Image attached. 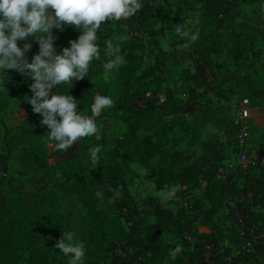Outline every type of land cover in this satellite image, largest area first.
<instances>
[{
    "label": "rangeland",
    "instance_id": "rangeland-1",
    "mask_svg": "<svg viewBox=\"0 0 264 264\" xmlns=\"http://www.w3.org/2000/svg\"><path fill=\"white\" fill-rule=\"evenodd\" d=\"M147 1L150 2V0ZM171 2L172 4L169 5L166 1L165 3L158 1L153 7L158 10L156 15L160 16L159 30L162 37L165 38V51L155 53L150 61L146 59L147 52L137 51H140L139 56L142 60V68L137 75L147 74L142 83L138 85L140 93L149 89L161 90L157 98L161 107L155 114L156 116L176 117V122L179 123L177 128L180 129L169 134H157L156 139L167 154L165 158L159 156L154 166L141 163L135 156H125V150L119 147L118 139L124 135L127 129L122 117L127 85L119 76V68L111 72L108 80H104L103 74H96L92 69H89V77L74 80L84 88L87 95V105L81 114L90 115L91 105L96 94L110 95L113 105L96 118L99 139L93 135L77 141L72 145L71 157L65 160L59 153L55 154V142L48 139V130L37 127L33 136H26L22 133L21 126L29 123L32 116L37 113L32 111L31 105L15 97H9L6 85L0 86V192L9 202H12L21 196L29 199L31 191L38 186L46 185L51 189L56 196L59 215L57 224L60 225V230L56 231L53 227L48 229L47 232H51L49 238L52 241H59L65 231H74L76 238L84 241L85 264L95 250V245L90 238L92 220L79 195L64 193L58 187L59 181L67 169L73 171L76 177L81 176L85 179L87 188L97 198L98 209L108 218L107 230L110 237L113 238L120 230V225L122 222L124 223V220H122V213L117 204L107 194V188L102 178L94 176L95 171L102 168L104 173L108 174L107 168L119 164L123 168L132 195L139 202L140 208L145 209L142 214L144 223H148L155 218L149 211V206L144 204L145 198L156 196L165 205L173 204L175 210L181 206L179 202L181 185L177 183L178 178L170 172V167L173 165L174 168H178L182 163L193 161L202 164L208 160H214L215 164H219L222 158L214 155V142L221 140L222 136L226 134L225 143L229 149L225 164L228 166L232 163L235 164L234 168L230 170L228 175L230 179L228 180L234 181L232 192L237 193L228 194L223 201H219L213 193L211 199L216 201L215 205L218 209L209 220L222 242L225 245L233 246L235 250L238 249V245L235 244V219L227 197L233 196L235 201L240 199L238 194L243 191L242 188L247 181L264 184V179H261L259 174L245 172L236 166L234 136L230 134L233 105L228 98L231 86L233 89L240 90L239 94L248 96L254 105L261 104V100L253 98L250 94L247 77H250L255 85L264 86V0H241L235 18V28L237 34L241 35L240 46L245 49V53L238 63H235L229 55L233 48L236 49L235 44L238 39H236V33L232 32L228 25L222 28H217V26L205 28L201 19L202 4H196L194 0H172ZM192 5L194 9L189 8ZM176 23H182L198 33L196 40L204 29L208 32L222 33L224 51L214 55V63L219 74V85L223 88L222 94L215 92L212 95L205 94L199 101L188 100L185 96V90L191 88V72L194 64L193 45L196 40L192 41L189 38L181 37L175 31ZM66 27V24H62V30ZM108 28H111L112 31L109 32ZM99 34L102 42L101 51L106 52L107 49L103 46V41H117L121 31L115 23L104 22ZM156 36L155 31H151V42L160 47ZM119 43L125 44L124 41H119ZM174 43L179 44L175 49L172 48ZM35 53L28 51L26 55L31 59ZM238 64H240L239 67ZM238 77L242 80V84L237 81ZM179 110L185 113L181 115ZM255 135L253 132V144H262L264 133L257 139ZM97 144L102 146L101 161L98 165L93 166L90 163L89 149ZM174 151L181 153L180 158L176 161L171 156ZM158 178H163L166 181L162 187L159 185ZM173 187L175 192L170 193V189ZM98 192L101 195H97ZM250 208L256 212H264V189L261 202L252 203ZM47 219L44 216L40 217L41 222H45ZM163 240L171 250L176 244L182 245L183 250L179 255L184 254L191 260L192 247L184 242L180 230L164 232ZM261 245H264V241L258 240L256 252L261 264H264V247ZM28 256V251H21L18 264H28ZM63 256L68 263V258L64 254ZM172 261L173 259L170 258L165 264H175Z\"/></svg>",
    "mask_w": 264,
    "mask_h": 264
},
{
    "label": "trees",
    "instance_id": "trees-1",
    "mask_svg": "<svg viewBox=\"0 0 264 264\" xmlns=\"http://www.w3.org/2000/svg\"><path fill=\"white\" fill-rule=\"evenodd\" d=\"M167 1V0H160ZM196 4H202L203 9L201 19L205 28L217 26L222 28L226 25L229 26L232 32L236 33L235 44L236 49L230 51L229 55L238 63L245 53V49L241 48L240 40L241 35L236 32L235 18L240 8L241 0H194ZM150 3L143 2V7L137 13L128 18L115 22L116 27L121 32L125 29L121 27L122 24H127L128 39L125 44H121L122 54L126 58V63L119 67V76L123 78V82L127 85V96L124 102L123 119L127 125L124 135L118 139L119 147H122L125 156H135L141 163L147 166H154L159 156L165 158L166 151L158 143L157 134H169L175 131L179 126L176 118H165L163 116H156V111L161 107L157 98L161 90L149 89L140 93L139 84L142 83L145 74H139L142 66V60L139 56L138 50H143L147 45V41L151 39L150 22L158 10H155ZM194 9L193 5L189 6ZM203 16V18H202ZM228 22V23H225ZM112 23V22H109ZM67 27L62 30V27L54 28L53 32L57 39L54 41L58 50H62L65 46H70L72 39L78 38L80 30L73 24H66ZM142 26L149 29L146 38H139L134 35V31ZM111 32V28H108ZM32 41L31 52H38L39 44L34 37H29ZM22 45V41L20 42ZM224 40L221 32H208L206 29L199 33L198 40L193 45L194 64L191 72V88L185 90V96L188 100L199 101L202 95H212L211 89L202 88L206 83V74L210 67L215 68L214 55L221 54L224 51ZM161 53V52H160ZM105 59V52L101 51V60H94L91 63L90 69L96 74H103V62ZM238 67L240 64L237 65ZM218 74V72L216 71ZM9 76L6 82V92L9 97L17 98L24 103L29 104L24 100L25 95H31L29 85L33 82L31 78L24 74L10 69L7 73ZM249 79V92L253 98L261 100L264 105V86L255 85L250 77ZM237 81L242 84V80L238 77ZM242 86V85H241ZM216 92L223 93V88ZM229 100L233 96L248 97L240 93V90L229 87ZM61 92L72 94L78 101V111L81 113L86 108L87 95L84 88L75 83L72 87L70 84H62L59 86ZM56 91L54 86L53 92ZM148 92H155L156 99L146 98ZM249 98V97H248ZM250 99V98H249ZM251 103L252 100L250 99ZM30 105V104H29ZM253 106H256L252 103ZM32 107V106H30ZM29 111L31 109L29 108ZM30 113V112H29ZM40 115L32 116L29 123L21 126L22 133L26 136H33L35 129L42 128L48 130L47 126H41ZM230 134L235 135L236 129L231 121ZM227 136V135H226ZM214 155L222 158L219 164H215L214 160L205 161L202 164L198 162H189L180 164L177 168L172 165L170 172L178 178L180 186L179 195L184 188L192 189L198 186L199 179L204 177L207 182L206 197L207 202L203 203L201 207L206 214V224L212 228L210 233L202 232L199 234L201 242L213 245L222 255H228L236 251L233 246L225 245L222 239L211 225L209 218L213 217L217 212V205L215 200L211 197L213 193L217 199L223 201L226 196L232 192L234 181H227L216 178L218 170L224 165L228 151L224 148V142L216 140ZM235 144V142H234ZM223 146V148H221ZM72 146L66 150H59L56 148V153L62 155V158H70ZM178 151V150H176ZM174 151L171 156L176 159L180 158L181 153ZM54 154V155H55ZM174 161H172L174 163ZM108 174L104 173V169L99 168L93 174L95 177L102 178L107 188V194L115 201L118 209L122 213V225L120 230L116 232V236L110 237L107 230L109 223L107 216L98 209L97 198L93 196L92 191L87 188L85 179L83 177H76L73 171L67 169L59 181V189L64 193H74L79 195L82 203L87 208L88 214L92 220V227L90 229V238L95 245V250L87 260L86 264H165L170 259L169 253L171 248L163 240L164 232H172L180 230L183 240L184 231L192 229L193 223L190 220L187 210L180 206L178 210L164 205L156 196L147 197L144 204L149 206V211L153 213L154 220L144 223L143 212L139 202L132 195L129 185L123 173V168L116 164L110 166ZM254 174L262 178L264 176V165H258L253 169ZM160 187L166 181L163 178H158ZM263 185V186H262ZM256 184L254 181L245 182L242 190L247 192L253 191L261 202L263 196L264 184ZM55 193L46 185L38 186L31 191L30 198L18 197L12 202H9L6 197L0 192V264H18L21 251H28V264H68L65 261L63 254L55 249L57 240L50 239L51 232L48 229L60 230V225L57 224L59 218L56 206ZM207 203V204H206ZM219 203V202H218ZM198 204L200 202L198 201ZM34 205V207H33ZM240 205V204H239ZM231 212L232 209H231ZM46 217L45 222L40 221V217ZM250 222L258 227L259 230L264 231V212L252 211ZM198 233L197 230L194 231ZM243 239L236 233L235 244L238 246V251L241 249ZM125 249V254H117L118 247ZM264 247V245H261ZM127 248H132V251H127ZM204 246L197 241L195 246L191 249V260L186 258L184 254H178L172 261L175 264H205L204 261ZM233 264H261L258 253L251 254H238L234 257Z\"/></svg>",
    "mask_w": 264,
    "mask_h": 264
},
{
    "label": "clouds",
    "instance_id": "clouds-1",
    "mask_svg": "<svg viewBox=\"0 0 264 264\" xmlns=\"http://www.w3.org/2000/svg\"><path fill=\"white\" fill-rule=\"evenodd\" d=\"M142 7L143 0H0V86L6 85L9 79L8 69L31 78L32 94L25 95L24 100L40 115V124L47 126L48 139L55 142L57 149L66 150L93 135L99 139L96 118L113 105L112 97L96 94L90 115H83L78 111L79 100L71 93L61 92L59 86L70 84L72 87L74 80L89 77L91 63L101 60L99 33L102 23L127 20ZM62 24L75 25L80 35L70 41V46L58 50L53 29ZM121 27L125 31L117 41H103L107 49L103 62L104 80L126 63L119 41L128 39V26L122 24ZM175 31L192 41L198 36L182 23H176ZM30 36L39 44L38 52L31 59L26 55L32 48ZM101 150L99 144L89 149L91 165L100 163ZM174 192L173 187L170 193ZM54 247L68 258V264H85V244L76 238L74 231H65ZM182 250V245L176 244L169 256L174 260Z\"/></svg>",
    "mask_w": 264,
    "mask_h": 264
},
{
    "label": "built area",
    "instance_id": "built-area-1",
    "mask_svg": "<svg viewBox=\"0 0 264 264\" xmlns=\"http://www.w3.org/2000/svg\"><path fill=\"white\" fill-rule=\"evenodd\" d=\"M148 2L152 6L158 0H143ZM139 12L137 13V15ZM149 29L146 26H142L134 31V35L139 38H146ZM215 68L210 67L206 74V83L202 88L211 89L212 92L216 93L219 87V74L216 73ZM146 98L156 99L155 92H148ZM230 101L233 105V116L232 123L236 129L234 135V148L236 157V166H239L245 172H253V169L258 165H264V141L262 144L254 145L251 142L252 135V109L253 105L248 97L233 96ZM224 142V148L228 151V146L225 143L226 134L222 136L221 140ZM223 148V146H221ZM235 164L232 163L230 166L224 163L218 170L216 178L222 180H228L231 168H234ZM208 182L204 177L199 179L197 187L192 189L184 188L181 190L179 195V202L184 207L193 223L192 229L184 231V239L193 248L195 244L200 242L204 246V261L205 264H233L234 257L238 254H251L255 253L258 248V240L264 241V231L259 230L258 227L250 222L251 204L258 202V198L255 193L251 190L244 192L240 191L238 194L237 201L234 200L233 196H228L227 201L232 207V214L234 216L235 231L239 237L243 239L241 249L236 250L232 254L222 255L213 245L205 244L201 242L199 234L205 232L203 226L206 224V214L201 205L207 202L206 191ZM198 201L200 204H198ZM240 204V205H239ZM197 230L198 233L194 231ZM127 251H132V248H127ZM117 254H125V249L121 246L116 250Z\"/></svg>",
    "mask_w": 264,
    "mask_h": 264
},
{
    "label": "crops",
    "instance_id": "crops-1",
    "mask_svg": "<svg viewBox=\"0 0 264 264\" xmlns=\"http://www.w3.org/2000/svg\"><path fill=\"white\" fill-rule=\"evenodd\" d=\"M158 1L160 3L162 2L160 0H158ZM171 1L172 0H167L166 2L170 5V4H172ZM162 3H165V1H163ZM159 20H160V16H157L155 14V16L151 19V22H150L151 24H150V27L149 28L155 31V33L157 35L156 36V39L160 42V44H159L160 47L155 46V44H153L151 42V40L150 41H147V45L143 48V51L147 52V58H146L147 61H150L152 59V57L154 56L155 53H159L160 51H165V49H164V40H165V38L162 37V33L159 30ZM187 20L189 21V19H187ZM177 46H179V44L178 43H174V45H172V48L175 49V47H177ZM178 112L181 115L185 113L182 110H179ZM252 116L253 117H252V135H251V142L253 143V132L256 134L255 135V138L256 139L258 138V136H260L261 134L264 133V106H253ZM163 117L168 118V119L169 118H176V117H171V116H168V117L167 116H163ZM177 130H180V129L179 128H176L175 131H177ZM162 203L164 204V202H162ZM172 205L173 204L169 203L166 206H168V207L172 208L173 210H175ZM203 229H204L205 232H208V233H210L212 231V228H211V226L209 224H205L203 226Z\"/></svg>",
    "mask_w": 264,
    "mask_h": 264
}]
</instances>
